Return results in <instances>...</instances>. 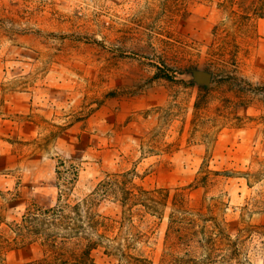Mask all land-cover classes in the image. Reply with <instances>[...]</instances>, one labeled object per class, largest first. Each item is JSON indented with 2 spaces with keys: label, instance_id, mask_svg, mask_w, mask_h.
<instances>
[{
  "label": "rangeland",
  "instance_id": "1",
  "mask_svg": "<svg viewBox=\"0 0 264 264\" xmlns=\"http://www.w3.org/2000/svg\"><path fill=\"white\" fill-rule=\"evenodd\" d=\"M260 2L0 0V264L42 257L6 241L28 204L83 203L105 175L128 171L156 191L205 177L188 205H217V222H197L190 240L214 226L228 243L194 261L165 208L130 219L140 235L128 250L150 264H264V18L246 10ZM70 167L63 188L69 175L56 171ZM92 209L119 223L120 240L132 233L117 201Z\"/></svg>",
  "mask_w": 264,
  "mask_h": 264
},
{
  "label": "trees",
  "instance_id": "2",
  "mask_svg": "<svg viewBox=\"0 0 264 264\" xmlns=\"http://www.w3.org/2000/svg\"><path fill=\"white\" fill-rule=\"evenodd\" d=\"M258 6L260 7L257 8L255 3H250V8L246 10L251 11L252 15L264 18V0ZM209 74L211 77L212 74L210 72ZM164 76L163 78H169L167 75ZM202 89L206 90V87L203 86ZM74 170L70 167L64 172L56 171L57 179L60 180L64 178V174L69 175L68 179L64 180L63 188L76 178L77 174ZM213 174L217 175V173ZM134 177H136L134 171L105 175L94 188L90 199L83 203L70 204L65 201L51 208H44L35 203L28 204L18 221L7 225V243L13 247L33 244L40 246L42 257L31 264H96L92 257V252L96 251H100L108 263L150 264L146 258L127 249L130 238L140 235L130 219L134 216L139 220H145L146 216H159L161 211L167 208L169 209L168 231L184 232L185 230L188 233L186 253L191 254L194 261L200 249L204 252L208 250L211 256L220 248L228 246V243H224L221 239L224 229H218L217 232L221 235L217 233L219 235L217 236L212 231L216 228L214 226L212 230L206 228L209 235L205 239L190 240L192 237L197 238L199 236L197 234L204 231V229L197 230V222H217L214 213L217 205L207 206L205 212L188 205L190 190L197 186L204 188L207 186L205 177L199 179L198 185L190 184L185 188H174L172 191L146 190L133 182ZM57 189L59 193H65V190L60 189L59 183ZM98 198H110L119 203L126 215L125 219L129 221L128 230L132 232L129 233V237L123 236L120 240L119 223L101 216L92 209L94 201ZM220 257L223 261L236 259L225 254Z\"/></svg>",
  "mask_w": 264,
  "mask_h": 264
},
{
  "label": "water",
  "instance_id": "3",
  "mask_svg": "<svg viewBox=\"0 0 264 264\" xmlns=\"http://www.w3.org/2000/svg\"><path fill=\"white\" fill-rule=\"evenodd\" d=\"M198 77V82L203 84V85H208L209 80H210V74L207 72H198L197 75Z\"/></svg>",
  "mask_w": 264,
  "mask_h": 264
}]
</instances>
